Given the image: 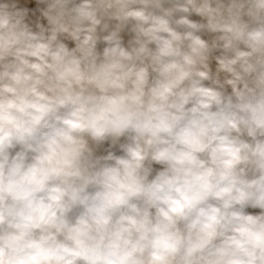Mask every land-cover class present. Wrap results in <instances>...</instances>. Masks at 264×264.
<instances>
[{"label": "clouds", "instance_id": "1", "mask_svg": "<svg viewBox=\"0 0 264 264\" xmlns=\"http://www.w3.org/2000/svg\"><path fill=\"white\" fill-rule=\"evenodd\" d=\"M0 264H264V0H0Z\"/></svg>", "mask_w": 264, "mask_h": 264}]
</instances>
